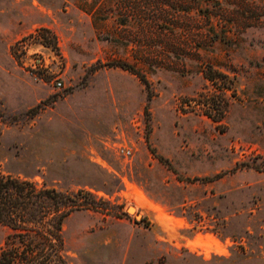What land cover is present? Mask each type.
<instances>
[{
	"label": "rangeland",
	"instance_id": "obj_1",
	"mask_svg": "<svg viewBox=\"0 0 264 264\" xmlns=\"http://www.w3.org/2000/svg\"><path fill=\"white\" fill-rule=\"evenodd\" d=\"M245 10L0 0V176L99 208L63 218L53 256H13L0 224V264H264V16Z\"/></svg>",
	"mask_w": 264,
	"mask_h": 264
},
{
	"label": "trees",
	"instance_id": "obj_2",
	"mask_svg": "<svg viewBox=\"0 0 264 264\" xmlns=\"http://www.w3.org/2000/svg\"><path fill=\"white\" fill-rule=\"evenodd\" d=\"M228 0H205L206 4L214 3L220 11V3ZM245 6V14L251 15L253 24H259L264 16V0H231ZM198 3L199 0H194ZM247 17V16H246ZM213 37V36H212ZM215 82L216 79L208 78ZM97 210L91 195L78 191L70 196L54 192L49 189H38L33 183L11 176H0V224L13 231V236L21 238L19 247L11 250L13 256L36 258L48 253L54 255L57 232L63 218L72 210ZM40 228L43 234L40 239H23L30 233L29 228ZM41 245V247H36ZM46 246V247H45ZM24 259V258H23Z\"/></svg>",
	"mask_w": 264,
	"mask_h": 264
},
{
	"label": "built area",
	"instance_id": "obj_3",
	"mask_svg": "<svg viewBox=\"0 0 264 264\" xmlns=\"http://www.w3.org/2000/svg\"><path fill=\"white\" fill-rule=\"evenodd\" d=\"M12 47V55L18 60L24 70L33 74L47 70L48 57L43 50H30L21 41L15 42ZM49 83L57 91L64 89L60 76H52ZM118 151L122 157H126L129 154V151L124 148H119Z\"/></svg>",
	"mask_w": 264,
	"mask_h": 264
},
{
	"label": "bare ground",
	"instance_id": "obj_4",
	"mask_svg": "<svg viewBox=\"0 0 264 264\" xmlns=\"http://www.w3.org/2000/svg\"><path fill=\"white\" fill-rule=\"evenodd\" d=\"M131 209H132V208H130V209L128 210V211H129V212H128L129 214H132V213L135 212L134 209H132V213H130V210H131Z\"/></svg>",
	"mask_w": 264,
	"mask_h": 264
},
{
	"label": "water",
	"instance_id": "obj_5",
	"mask_svg": "<svg viewBox=\"0 0 264 264\" xmlns=\"http://www.w3.org/2000/svg\"><path fill=\"white\" fill-rule=\"evenodd\" d=\"M129 209H130V208L127 209V212H129V211H128Z\"/></svg>",
	"mask_w": 264,
	"mask_h": 264
}]
</instances>
